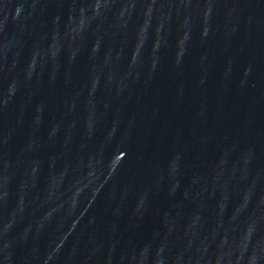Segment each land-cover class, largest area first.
Returning <instances> with one entry per match:
<instances>
[{"label": "water", "instance_id": "1", "mask_svg": "<svg viewBox=\"0 0 264 264\" xmlns=\"http://www.w3.org/2000/svg\"><path fill=\"white\" fill-rule=\"evenodd\" d=\"M0 264H264V0H0Z\"/></svg>", "mask_w": 264, "mask_h": 264}]
</instances>
